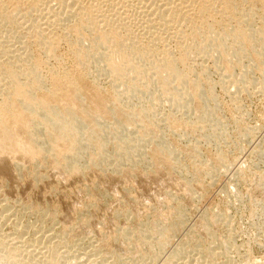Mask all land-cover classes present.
<instances>
[{
  "label": "rangeland",
  "instance_id": "1",
  "mask_svg": "<svg viewBox=\"0 0 264 264\" xmlns=\"http://www.w3.org/2000/svg\"><path fill=\"white\" fill-rule=\"evenodd\" d=\"M11 1L0 0V3H4L0 4L1 16H11L10 22L14 21L9 24L0 17V47L11 49L14 55L29 52L32 56L34 54L33 58H42L41 72L50 82L51 73L48 70L52 68L57 74L65 70L77 73L80 59L76 49L83 44L88 48L93 45L90 38H83L88 34L90 37V33L84 31L85 36L72 33L69 26L73 27L75 21L66 13L67 8L59 4V0H36L37 4H34V0H16L17 4L15 0ZM96 1L101 6L100 14H95L99 27L106 26L110 21L113 25H120L118 31L121 38L131 34L143 43L154 41L157 44L161 37L167 48L171 46L168 48L170 52L174 49L176 39L169 33L173 28L168 25L155 31L156 22H159V10H167L168 5L174 6V1V4L180 3L183 7L184 0H169L171 4H167L166 0ZM161 1L167 6L164 3L162 6ZM68 2L72 4L71 0ZM92 2L94 0H82L85 5ZM184 2L188 7L182 9L181 15L191 13L192 9L193 13L188 16H193L198 8L197 2ZM233 2L239 3L236 0ZM107 8L113 10L108 11ZM109 12L113 13L112 16ZM55 13L60 14V25L52 20ZM183 18L176 23H183ZM255 22L258 23L257 20ZM171 24L175 27V22ZM39 31L46 34L53 31L52 35L58 38L54 46L56 56H49V53H45L44 45L42 47V43H36L35 33ZM76 40H80L79 45L74 42ZM1 56L0 64L3 62L5 65L7 56ZM244 58L241 59L243 63L234 60L232 76H224L213 58L200 60L196 52L188 56L194 66L192 74L200 69L207 71L206 80L215 94L210 108L220 114L223 127L215 138L206 139L200 131L184 134L179 129L176 133L161 127L155 133V137L156 134L159 137L149 135L151 137L141 141L142 146L139 144L129 158L118 155L120 159L116 160L117 149L109 137L114 129H106V152L98 154L93 146H88L84 151L91 154L95 162L89 163L87 155H83L75 170L67 166L66 159L71 153L66 147L57 143L53 146L55 155H51L49 149V155L39 153L23 140V131L18 133L21 146L16 144L6 147V150L1 147L0 264H264V89L258 84L260 73L247 69L249 59ZM3 63L0 66L3 67ZM98 66V63L92 62L90 69L86 70V74L89 73L87 77L89 81L95 79L100 84L98 86L107 88L111 81L100 72ZM244 78V83L248 81L245 84ZM48 81L45 80V85L50 83ZM234 82L246 87L240 92L233 91ZM112 86L121 89L115 83ZM153 89L154 86L149 90ZM135 98L130 102L139 103ZM162 99L157 104L151 99L144 100L148 105L154 103L151 109L154 119L160 121V116L167 112L178 117L189 115L181 107L173 106L168 99ZM91 103L95 106V99L91 98ZM98 112L102 120L110 119L108 114ZM78 116L88 120L94 129L98 127L84 114L78 113ZM24 131L27 134V129ZM126 132L129 136L133 135L128 130H121L122 134ZM161 136L177 150L178 161L174 164L161 159L151 162L146 155L153 143L152 138L157 140ZM190 144L198 147L200 156L197 161L191 162L189 154L184 152V148ZM219 151L228 156L226 166L214 160ZM60 153H64L63 158ZM197 163L208 167L209 173H196L193 168L198 167ZM148 227L166 229L162 235L168 240L161 248L144 243L148 238L143 239L141 233ZM174 250L177 253L173 254Z\"/></svg>",
  "mask_w": 264,
  "mask_h": 264
},
{
  "label": "bare ground",
  "instance_id": "2",
  "mask_svg": "<svg viewBox=\"0 0 264 264\" xmlns=\"http://www.w3.org/2000/svg\"><path fill=\"white\" fill-rule=\"evenodd\" d=\"M34 1V4H37L36 0ZM95 1L96 0H94L92 4L87 3L86 5L82 3V0H71L72 4L69 3L68 0L58 1L61 6L67 8L66 13H69L75 21L73 27L69 26L72 29L71 31H73L72 33L85 36L84 31L89 32L90 37L88 34V36L86 35V37L83 38L88 37L93 41V45L89 48L83 46L84 44L79 45L78 41L80 40L74 41L79 45V47H77L78 49L75 48L78 50L76 53L78 55L77 57L80 59L79 63L77 62L79 64L77 73H73V71L72 73L71 71L66 72L65 70L57 74L53 68L52 70H48L50 68L48 67L47 70L51 73L49 76V79H51L50 82L48 79H45L46 75L41 72L43 62H41L40 59L42 58H33L34 54L32 56V53L29 52L24 53V55H18L14 51L16 54L14 55L11 49L5 46H1L3 48L0 47L1 54L7 56V61L5 60L7 63L4 65L2 62L4 66H0V96L3 97L0 99V148L2 147L6 150V147L10 148L16 146V144L19 145L20 138L18 133L20 134V131H23V140L27 144H31L39 153L43 152V154H48L50 150L51 155H55L56 153L53 150V146L57 143L66 147L71 153L68 159H66L67 166L69 169L75 170L78 167L81 157L83 158V155H87L89 163L92 164L95 162L92 155L84 151L88 146H93L98 151V154L106 152L104 151L106 150L104 144L106 129H114V132L111 133L109 137L113 139L114 148L117 149L116 154L118 159L116 160L120 159L119 156L125 155L126 157H130V155L133 154V150H136L139 144L142 143L141 141L145 140L149 135L155 137L157 129H161V127L168 132H176L177 129H179L184 134H192L193 132L200 131V133H202L201 135L206 139L215 138L216 134H219V129L223 128L221 126L222 119L220 114L214 111L215 109H211L212 107L210 108V103L215 99V94L214 91L211 90L212 87L208 84L209 82L206 80L207 71H200V69L195 74H192L193 64L188 60V56L189 54L191 55V52L198 53L200 60L206 59V61H208L207 58H213L214 62L220 65L219 67L223 70L224 76H232L231 71L235 66L233 64L234 60L237 63V61L239 62L242 58L247 57L249 59L248 65L246 64L247 69L251 68L260 73V82L257 80L256 82H258V84L260 83L259 85L264 89V0H236L239 2L238 4L233 2L234 0H195L198 8L193 16H188L193 13L192 9H190L191 11L189 10L191 13L187 14V12H184V16L183 14L181 15V12H183L182 9L188 7L185 5L184 1L190 2V0H184L182 2L184 5L183 7L180 3L174 4L175 1L172 2L174 5H171L172 7H170V5L167 6L161 1L160 3H162V6L164 3L168 8L167 10L165 8L159 10V22H156L159 26L157 25L155 31H159L161 27L163 29V27L168 25L173 28L170 29L172 32L169 33L174 35L173 37H175L176 42L171 52L169 51L170 49L168 50L171 46L167 48L165 46L166 42L163 41V44L160 39L161 37L157 40L160 43L156 44L152 40H150L152 41L151 43H143L140 39L135 37L136 35H129L127 32V36L121 38L120 31H118L120 25H113L110 21V24L108 23L104 27H99V23L96 21L95 16L97 12L100 14L101 6L99 7L100 2ZM168 1L169 0H166L165 2ZM234 3L237 4V6ZM108 4L112 3L108 2ZM167 4L171 3L168 2ZM110 8H107V10H110ZM113 8L111 10H113ZM120 10H118V12ZM1 14L2 13H0V17L5 20V22L7 21L10 24L13 21L10 22L11 16L7 18V16L2 17ZM60 14L55 13L53 15L52 20L56 21V24L60 22ZM110 14L112 16L113 13ZM181 17H184V22L182 21L183 23L181 24L176 23V21L182 19ZM123 18L121 19L122 22ZM61 19H63V17ZM254 20H257L258 23H253ZM174 22L175 27L171 24ZM47 23L48 25L50 24V22ZM42 28L41 30H43ZM52 32L53 31L46 34L44 31H39L38 34L35 33V36L37 35L35 37L37 40H35L37 41L36 43H42L40 44L42 47L44 45L45 53H49V56L54 57L56 56L54 46L59 40L52 35ZM153 38L158 39L157 37ZM17 51L20 50L17 49ZM1 54L0 57H2ZM193 55L194 54H192V56ZM92 62L98 63L100 72L106 75V77L108 76L111 81L109 87L104 88V86H98L97 84L99 83L93 78L92 81H89V76L87 77L89 73L86 74V70L90 69ZM194 62L193 63L196 65L195 60ZM240 62L243 63L242 60ZM242 65L245 67L244 64ZM236 69L239 70V68ZM193 70L195 69L193 68ZM246 72H248V70ZM234 77L235 80H237L236 75ZM228 79L230 80V78ZM45 80L48 81L47 83H50L45 85ZM244 80L245 78L243 79V83ZM224 81L225 80H223V83ZM112 83L120 85L121 89H116L115 86H112ZM226 83H228L227 80ZM153 86L154 89L150 91V87ZM228 87L229 86H227V88ZM245 87L246 85L237 82L235 83V89H233V91L243 90ZM237 94L238 93H236V95ZM133 97H137L139 103L134 104L135 102H130V99H133ZM91 98L95 99V106L91 103ZM162 98L168 99L173 106L181 107L184 112L189 115L178 117L169 111L170 113L167 112L163 117L160 116L162 118L160 120L161 122L154 119L151 115L152 105ZM148 99H151L154 103L148 105L146 102ZM143 106H145V108H142ZM98 111L108 114L110 119L108 121L102 120L98 116ZM181 112L183 111L181 110ZM78 113L84 114L92 122L96 123L98 127L94 129L89 121L81 119ZM26 129L27 134H25L24 131ZM122 129L128 130V132L130 131V135H133L129 136L127 132L126 134L123 133V135L121 133ZM225 131L226 130H224V132ZM243 133H245V131ZM223 135L224 134H222V136ZM157 136L159 137V135L156 134V137ZM225 136L227 135L225 134ZM163 137L161 136V138L157 140L152 138L153 143L151 142L150 147H148L149 149L146 155L151 162L161 159L174 164L178 161V157L175 154L177 150L175 151L173 146L168 144V141L166 143ZM18 140L19 143H17ZM25 142H22V144ZM19 146H21V144ZM18 148L20 149V147ZM46 149L49 150L44 152ZM184 152L186 155L189 154L191 157L190 159H192L191 162L197 161L198 156H200L198 147L195 144L186 146ZM63 155L64 153H60L62 158ZM214 160L221 166H226L228 156L225 152L219 151L217 155L215 154ZM197 165L198 167L193 168L196 173H209L208 167H203L204 164L203 166H199V163H197ZM165 230L164 227H148L145 231H141V234H143L142 238H148L144 243L146 242L148 245L151 244L150 246L154 244L161 248L168 240L166 236L162 235ZM174 253L177 252L175 251L173 254ZM194 259L196 260L197 258Z\"/></svg>",
  "mask_w": 264,
  "mask_h": 264
}]
</instances>
